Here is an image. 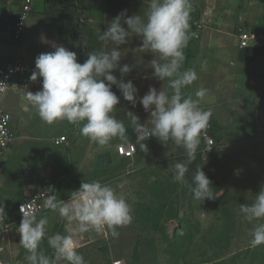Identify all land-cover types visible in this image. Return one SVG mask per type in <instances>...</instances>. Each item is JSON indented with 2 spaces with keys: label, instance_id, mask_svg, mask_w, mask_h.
I'll use <instances>...</instances> for the list:
<instances>
[{
  "label": "rangeland",
  "instance_id": "1",
  "mask_svg": "<svg viewBox=\"0 0 264 264\" xmlns=\"http://www.w3.org/2000/svg\"><path fill=\"white\" fill-rule=\"evenodd\" d=\"M14 4L12 0H0V37L3 35L0 52L23 58L31 69L36 70L35 58L41 53L55 50V33L63 23L64 10L72 9L73 0H34L25 23L23 41L18 44L4 41L12 26ZM193 5L195 9L200 7L197 13L190 12V39L184 49L182 70L195 69L198 79L186 86L183 92L195 99V92L199 88L207 89L200 100V107L211 111V119L220 130V138L213 152L196 154L195 161L188 166L185 182L173 181L171 167L176 162L186 160L185 150L151 143L150 149L140 160L122 161L113 152L114 146L121 141L114 138L108 145L100 146L80 134L78 128L83 122L78 125L65 120L58 125L53 137L42 144L48 147V159H43L45 167L49 168L47 178H42L41 162L28 157L33 160L29 167L35 172L37 180L42 185L45 181L55 185L62 197H68L78 190L83 181L98 180L123 195L130 205L132 220L115 229L118 235L114 236L110 228L104 240H98L96 233L88 235V240L96 241L86 251V264H113L115 261H121V264H264V245L256 248L250 246L251 230L264 221L248 222L239 211L240 204H251L256 194L264 189V58L244 55V61L239 62L235 37L238 28L258 31L263 27L264 2L200 0L199 3L198 0V4ZM209 24L211 28H216L203 29L201 34L198 33L199 41L193 38L197 26L209 27ZM215 29L231 36L226 37ZM73 44L78 50L80 45ZM90 45L87 58L91 51H97L96 43ZM135 47L136 44H123L120 67L127 61L128 53H132L130 49ZM138 61L136 74L122 75L119 68L112 71L117 80L133 82L138 89L137 102L150 86L158 92L171 91L167 80L161 81L153 75L152 59L143 53ZM205 62L206 68H201ZM111 90L120 98L114 109L117 119L129 126L126 113L132 111L142 125L147 124L150 110L134 109L116 85ZM8 93L0 99L1 109L7 107L13 98L20 103L23 101L22 91L14 92L10 100L6 98ZM17 131L13 129L11 148L15 145ZM133 133L131 127L126 128L128 138ZM246 134H253V138L245 141L243 138ZM61 137L65 141L58 143ZM21 141L23 147L34 146L31 140ZM110 152L111 164L100 166L97 156ZM197 167L211 181L214 199L194 198L191 177ZM7 168L9 174L12 169L9 165ZM156 181L164 185L165 199L159 202H165V213L158 220V225L153 227L152 222L142 217L140 212L154 202L151 187ZM10 199L2 206L7 219L14 220L15 206L21 196L16 194ZM40 218L37 217V220ZM19 224L13 226L9 235L0 236V247L7 256L12 255L21 264H29L26 260L29 253L20 244ZM70 229L71 224L64 220L61 230H49L39 250L44 254L52 252L53 249L47 244L48 236L57 232L66 235Z\"/></svg>",
  "mask_w": 264,
  "mask_h": 264
},
{
  "label": "clouds",
  "instance_id": "2",
  "mask_svg": "<svg viewBox=\"0 0 264 264\" xmlns=\"http://www.w3.org/2000/svg\"><path fill=\"white\" fill-rule=\"evenodd\" d=\"M191 7L190 0H150L144 18L140 15L126 17V12L118 14L98 37L105 43L113 42L116 47L110 51H91L83 63H78L77 54L64 46H56L53 52L39 54L35 58L36 70L30 79L35 81L38 76L42 77V90L26 93L28 105L34 107L39 118L48 124L57 120L78 125L83 122L78 128L80 134L100 146L108 145L114 138L128 144L127 127L137 133L136 143L142 150L147 149L142 141L150 136L160 141L172 140L186 154L185 161L171 166L173 181L185 182L188 166L196 159L201 135L209 126L212 116L210 110L200 107V100L206 95L207 89L199 88L195 92V99L183 92L186 86L198 79L195 69L182 70L184 49L190 39ZM122 22L127 25V30ZM130 34L142 38V50L155 54L157 59L151 61L153 75L161 81L167 80L171 90L158 92L150 86L148 92L139 98L145 111L150 110L146 125H142L132 111L126 113L129 126L114 114L120 98L111 90L113 85L133 107L137 103L138 89L133 82L117 80L112 74L118 67L122 75L130 71L128 65L119 66L121 52L118 48L126 43ZM201 68H206V62ZM191 179L194 198H215L211 181L200 167L196 168ZM42 203L44 208L57 212L69 224L76 223V227L70 229L68 234L57 232L47 238L55 259L65 260L68 264H86L83 255L78 252L77 233L90 230L100 233L107 227L116 236L118 233L115 229L132 220L131 207L126 198L98 180L83 181L67 202L58 201L55 194H51L46 195ZM239 211L248 222L264 221V189L256 194L251 204H240ZM20 212L22 219L17 231L21 236L20 244L29 253L26 260L29 264H54L50 257L39 250L47 232L48 218L37 220L35 211L25 204L20 206ZM5 215L4 207L0 206V224ZM251 237V247L264 245V222L256 224L251 230Z\"/></svg>",
  "mask_w": 264,
  "mask_h": 264
},
{
  "label": "crops",
  "instance_id": "3",
  "mask_svg": "<svg viewBox=\"0 0 264 264\" xmlns=\"http://www.w3.org/2000/svg\"><path fill=\"white\" fill-rule=\"evenodd\" d=\"M12 1L15 3L14 4L15 12L13 16V21H14L15 15L18 11V2L14 0ZM149 3L150 0H73L72 9L64 10L63 14L65 12L73 13L75 18L74 20L77 23V26L74 31L76 40L72 42L73 52L79 54L77 55V62L78 63L85 62V60L87 59V52L91 48L90 44L96 43L97 51H110L112 48L116 47V45L113 42L105 43L103 41H100L98 39L99 35L102 34L104 31H106L109 23L118 14L122 12H126V17H131L133 15H140L142 18H144L145 13L148 10ZM190 3L192 5L191 10L193 9L191 13L193 14L197 13V10L199 9L200 6H197V8L195 9L193 4L194 3L198 4V0H190ZM213 24L215 25V22ZM122 26L125 27V29L127 30V25L123 24V22H122ZM199 27L200 28H198L197 26L195 28V32H193V38L196 39L197 41H199L200 39L199 34H201L200 32L203 29L207 28L214 30V28H216L214 26L212 27L213 28L212 29L210 24L209 27L205 25ZM216 31L219 30L217 29ZM258 31L264 33V23H263V27ZM9 32L4 41L9 40ZM219 32L224 33L226 37L231 36V34L229 33H225L222 31ZM2 37L3 35L0 37V42L3 39ZM53 41L55 46H64L66 49H68L66 44L57 38L56 33ZM73 43H77L78 45H80L79 49L77 48L78 50H76L75 48L76 46H74ZM126 43L136 44V47L134 49L133 48L130 49L133 51L132 53L130 52L128 53L126 57L127 61L123 63V65L129 66L130 68V71L128 72L129 74H136L135 66L139 64L138 60L141 59L143 53H145V56L149 57L152 60L157 59L155 54H153L152 52L147 51L146 49L142 50L140 48L139 45L142 44V38L139 35L130 34L129 37L126 38ZM122 47L123 44L118 46L120 51ZM236 47H237V42H236ZM256 47H261V46H256ZM237 50L239 52L238 47ZM17 59H22L23 63L28 69V72L24 77L19 78L18 80L15 81V83L18 84L17 88L9 89L8 96L6 97L9 98L10 100V98L11 99L13 98V93L20 90L23 92V101H21L20 103V101H16V99L13 98L12 101L7 105V107L2 108V110L6 111L11 117L12 140L8 145L7 149L4 150L3 153L0 155V206H2L3 203L8 202L7 200H9L10 197L16 194L21 196L20 202L16 204L17 206L18 204L26 201L30 195L35 193L41 187L50 183L49 181H45V183L42 185L41 181L37 180V177L35 176V172H33V170H31L29 167V163L33 162V160L28 159V157L29 156H31L32 158L34 157L35 160L41 162L42 178H47L49 176V168L45 167L46 162L43 159L47 158L48 147L42 146V144L46 143L48 140H50V138L53 137L54 133L58 130L59 127L58 125L63 124L65 122V120H57L52 124H48L39 118L36 109L34 107L28 105V102L25 99L26 93L27 92L35 93L37 91L42 90L43 78L38 76L35 81L31 80L30 77L33 71L35 70L31 69L29 65L24 62L25 59L8 56L0 52V60L2 61H13ZM121 65H122V58L119 61V66ZM15 122L17 123V125L12 126V123ZM13 129H18L17 131L18 133L16 134V138H15L16 142H14L15 145L11 148V145L14 141ZM24 139L31 140L34 143V146L31 148L23 147L22 146L23 143L21 140ZM8 165L10 170L12 169L9 174H8L9 169L7 168ZM6 179H8L9 181L4 182ZM54 187H55L54 194L58 201L59 200L65 201L70 198V196L68 197L60 196L56 190L57 187L55 185ZM16 206H15L14 220H9L5 216L3 223L0 224V227H2L4 224L3 228L0 229V236L6 233L9 235L13 226H15L21 221L17 216ZM37 217L48 218L49 223L47 226V232H49V230H54L55 232L61 230L62 224L64 222V220L59 217L58 213L53 211L42 213L41 215L36 216V218ZM5 226L7 227L6 229H4ZM75 227H76V223L75 222L71 223V228L73 229ZM107 229L108 228L106 227L104 231L100 233H97L94 230H90L85 233L76 234V240L79 245L78 252L83 255L85 261L87 258L86 251H88L89 245H92V243L96 241V240H88V235L96 233L99 235L98 240H104L107 239ZM0 249L2 250L1 254L5 264H21L20 261H18L12 255L7 256L6 254H4L2 247H0ZM51 260L54 262V264H68V262L65 260L57 261L55 259V256L52 257Z\"/></svg>",
  "mask_w": 264,
  "mask_h": 264
},
{
  "label": "built area",
  "instance_id": "4",
  "mask_svg": "<svg viewBox=\"0 0 264 264\" xmlns=\"http://www.w3.org/2000/svg\"><path fill=\"white\" fill-rule=\"evenodd\" d=\"M18 2V11L15 15V19L12 22V26L9 32V41L12 43H22L25 23L29 17V14L32 11V6L34 0H14ZM198 28H200L198 26ZM237 38V47L239 50L263 46L264 47V33L259 32L253 29L247 28H238L236 32ZM28 72L27 67L23 63L22 59H17L13 61H2L0 60V99L3 95L11 88H17L18 84L15 83L19 78L24 77ZM142 97V96H141ZM140 97V98H141ZM136 110H144L143 106L138 102L135 107ZM150 119V114L148 116ZM147 120V122L149 121ZM150 127V125H149ZM212 131V125L209 122V126L201 135L200 144L197 153L202 155L210 154L217 148V143L214 138L210 134ZM12 140V132H11V117L10 115L0 108V155L4 150L7 149L8 145ZM59 142L65 141L64 137H61L57 140ZM137 133H133L131 139L128 144H124L123 142L118 143L114 146V154L118 158L133 160L135 155L138 152H147L150 148L151 143H160L162 146H166L172 149L184 150L182 147L174 144L172 140L163 141L159 140L155 136H150L146 140L142 141L147 146V149H141L137 143ZM55 187L53 184H46L37 190L35 193L30 195L26 201L18 204L16 206V213L18 218L22 219V213L20 212V206L22 204L27 205L30 209L35 211L36 216L41 215L42 213L52 211L50 209L43 207V200L46 198V195L54 194ZM70 199V198H69ZM69 199L65 200L67 202ZM7 227L5 226L4 229ZM2 250L0 249V264H5L2 258ZM113 264H121V261H115Z\"/></svg>",
  "mask_w": 264,
  "mask_h": 264
},
{
  "label": "trees",
  "instance_id": "5",
  "mask_svg": "<svg viewBox=\"0 0 264 264\" xmlns=\"http://www.w3.org/2000/svg\"><path fill=\"white\" fill-rule=\"evenodd\" d=\"M262 1L264 2V0H262ZM74 19L75 18H74L73 13L65 12L63 14V23L61 24V26L57 32V38L60 41L64 42L66 44L68 50H70V51H73L72 42L76 40V36L74 34V31H75V28L77 26V23L75 22ZM244 55H249V56H252L254 58H264V47L263 46H261V47H249V48L239 50L238 55H237L239 62L244 61V57H245ZM210 123L212 125V131L210 134L212 135L215 142L217 143L219 141V138H220V134H218L220 130L211 118H210ZM252 138H253V134H246L243 139L245 141H248ZM130 139L131 138H128V140H130ZM145 153L146 152H138L135 155L133 160H137V159L140 160L139 158L141 156H143ZM111 156H112V154H111ZM119 159H121L122 161H131L128 159H123V158H119ZM151 190H152V195H153L155 200L151 206L142 209V211L140 212V215L142 217L144 216L146 219H148V221H151L153 227H156L158 225V220L165 213L164 212L165 211L164 210L165 202L164 203L159 202V201L163 202L165 199V195L163 193L164 192V185L161 181H156L152 185ZM46 256H48L50 258L54 257V250L52 252H50L49 254H47Z\"/></svg>",
  "mask_w": 264,
  "mask_h": 264
},
{
  "label": "water",
  "instance_id": "6",
  "mask_svg": "<svg viewBox=\"0 0 264 264\" xmlns=\"http://www.w3.org/2000/svg\"><path fill=\"white\" fill-rule=\"evenodd\" d=\"M98 160H99V164L100 166L103 165H109L111 164L112 160H111V155L109 153L106 154H100L97 156Z\"/></svg>",
  "mask_w": 264,
  "mask_h": 264
}]
</instances>
